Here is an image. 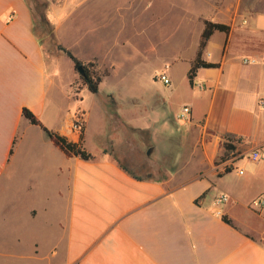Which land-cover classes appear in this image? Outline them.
<instances>
[{
	"label": "crops",
	"instance_id": "crops-1",
	"mask_svg": "<svg viewBox=\"0 0 264 264\" xmlns=\"http://www.w3.org/2000/svg\"><path fill=\"white\" fill-rule=\"evenodd\" d=\"M98 2L105 0H89ZM209 2L203 23L225 24L230 32H215L204 50L203 59L218 68L199 69L193 85L187 74L191 90L184 106L192 117L179 138L192 148L174 152L171 164L163 159L167 152L141 138L138 124L125 121L118 103L113 113L95 104L103 142L91 148L92 110L72 107L71 85L65 91L59 83L64 54L48 61L27 0H0V189L7 192L22 179L39 141L38 167L27 188L55 190L47 200L56 197L64 206L63 216H48L54 221L39 229L31 253L0 247V264H264V208H252L264 195V0ZM24 109L75 143L82 109L84 146L96 159L68 157L23 116ZM140 140L151 149L144 174L123 162L134 150L118 153L119 143L134 147ZM225 142L235 149L223 159ZM222 194L229 201L219 208L215 199Z\"/></svg>",
	"mask_w": 264,
	"mask_h": 264
},
{
	"label": "rangeland",
	"instance_id": "rangeland-1",
	"mask_svg": "<svg viewBox=\"0 0 264 264\" xmlns=\"http://www.w3.org/2000/svg\"><path fill=\"white\" fill-rule=\"evenodd\" d=\"M27 1L33 8L37 32L43 40L48 61L64 54L58 49V45L62 44L78 59H82L84 64H95L101 74L106 71L110 73L108 77H104L100 92L94 95L83 85L81 74L76 68L73 77L72 61L65 54L62 57V77L59 83L65 91H69L71 85V95L74 98L69 101L70 104L76 109L92 110L89 132L91 148L103 142L94 110L95 104L100 103L107 104L110 113L116 110L115 103H118L125 121L132 119L133 125L138 124L144 130L141 138L148 139L161 152H167L169 156L163 159L171 164L177 159L173 156L174 152L184 153L192 148L190 141L187 146L180 141L179 135L184 132L186 124L178 120V113L188 102L191 87L187 74L199 49L204 29L202 17H209L211 13L210 2L171 0L169 4L165 0H105L101 3H89V0ZM232 1L234 0H225L227 3ZM40 17H44L45 22ZM163 73L172 78L170 86L159 81L158 77ZM82 109L78 110L76 118H81L84 122ZM115 126V123H111L108 129L113 131ZM169 134H174L176 139H168ZM147 141L140 140L134 147L127 146V141L118 145L119 154L134 150L132 158H124L123 162L140 174L146 172V155L151 152V149H147ZM36 144L24 168L25 172L21 173L22 179L7 192L0 189V247L5 246L12 251L29 250L28 253H31L33 243L39 244V229L54 221L48 216H63L60 210L64 206L58 203L56 197L47 200L48 194L55 190L27 188L32 170L38 167L39 141ZM136 147L144 154H138ZM225 156L226 153L223 159ZM156 157L159 158L158 155ZM192 170V167L189 168L187 174ZM31 208L33 216L29 212ZM262 225V221L258 219L256 226Z\"/></svg>",
	"mask_w": 264,
	"mask_h": 264
},
{
	"label": "trees",
	"instance_id": "trees-1",
	"mask_svg": "<svg viewBox=\"0 0 264 264\" xmlns=\"http://www.w3.org/2000/svg\"><path fill=\"white\" fill-rule=\"evenodd\" d=\"M35 17V14H34ZM42 18V22H45L44 17ZM35 18V22H36ZM37 24V23H36ZM205 29L201 35L199 49L197 52V56L195 60L191 64V69L188 73V79L190 83L193 85L194 80L197 76V72L199 69H213L218 68L219 64L214 63H208L203 59L204 50L210 41L213 34L217 31L223 32V33H229L230 27L221 24V23H214L211 21H205ZM58 49L63 52L74 64L75 68L78 70L79 67H84V75L81 76V80L83 85L89 90L92 94H98L100 92V87L103 82L104 77H108L110 75L109 72H104L101 74L95 67V64L88 63L84 64L80 59H78L69 49L64 47L62 44L58 45ZM79 93V91H78ZM23 116L29 120V122L32 125L41 127L50 140L54 143L55 146H57L61 151H63L68 157H78L85 161H91L95 160L96 157L90 153L84 146V129H85V123L82 122V129H81V137L80 141L78 143L70 141L67 137L60 135L59 133L53 132L46 128L42 122L35 116L33 112H31L29 109H24ZM223 149H225V153L229 155L234 151V146L230 144L229 142H225L223 144ZM225 223L234 226L233 221L226 215L222 216Z\"/></svg>",
	"mask_w": 264,
	"mask_h": 264
},
{
	"label": "built area",
	"instance_id": "built-area-1",
	"mask_svg": "<svg viewBox=\"0 0 264 264\" xmlns=\"http://www.w3.org/2000/svg\"><path fill=\"white\" fill-rule=\"evenodd\" d=\"M251 62L249 60H245V63ZM159 81L165 85V86H170L172 84V80L170 78L169 75L163 73L158 77ZM203 88V87H200ZM260 107L262 109H264V100H261L259 103ZM191 117H192V109L189 106H184L180 112L178 113V120L183 121V122H190L191 121ZM77 120L75 121V130L77 132H81L82 129V119L81 118H76ZM260 158L259 153H255L253 155V160L257 161ZM243 172H241L242 174ZM229 201V197L225 194H222L220 196H218L215 199V206L217 207H221L224 204H226ZM252 208L255 210H261L264 208V195L260 196L259 198H257L256 200L253 201L252 203ZM219 215H222L221 211H218Z\"/></svg>",
	"mask_w": 264,
	"mask_h": 264
},
{
	"label": "water",
	"instance_id": "water-1",
	"mask_svg": "<svg viewBox=\"0 0 264 264\" xmlns=\"http://www.w3.org/2000/svg\"><path fill=\"white\" fill-rule=\"evenodd\" d=\"M78 70H79L81 76H83L85 74L84 73V67L83 66L79 67Z\"/></svg>",
	"mask_w": 264,
	"mask_h": 264
}]
</instances>
